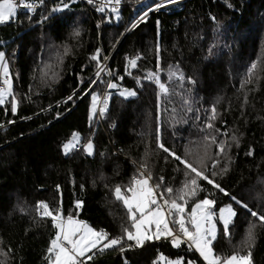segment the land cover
Here are the masks:
<instances>
[{
    "label": "trees",
    "instance_id": "1",
    "mask_svg": "<svg viewBox=\"0 0 264 264\" xmlns=\"http://www.w3.org/2000/svg\"><path fill=\"white\" fill-rule=\"evenodd\" d=\"M136 1L121 0L114 18L108 6L96 13L77 2L41 0L35 14L16 13L0 23V49L15 68L12 94L0 105V264L48 263L57 229L38 211L40 202L54 215L103 230L109 239L124 237L112 248L86 253L84 264H161V255L207 264L188 243L173 246L171 237L142 246L127 240L124 229L132 230V221L115 188L132 186L141 172L169 201L197 179V195L185 196L186 204L177 199L185 209L209 198L214 211L229 204L236 212L230 236L218 223L214 253L228 257L250 250L252 264H264V223L249 211L264 215V0H181L150 11L120 37L110 58L111 84L136 94L122 96L120 87H108L106 103L100 107L98 100L93 114L91 95L99 98L103 86L88 80L98 60L92 54L100 45L111 50L140 8ZM125 56L135 58L136 67ZM153 73L156 81L145 78ZM74 130L80 144L63 152ZM88 141L91 155L84 150ZM250 224L256 225L254 241L246 244Z\"/></svg>",
    "mask_w": 264,
    "mask_h": 264
},
{
    "label": "snow or ice",
    "instance_id": "2",
    "mask_svg": "<svg viewBox=\"0 0 264 264\" xmlns=\"http://www.w3.org/2000/svg\"><path fill=\"white\" fill-rule=\"evenodd\" d=\"M91 3L92 0H89ZM108 3H112L113 0H107ZM115 4H120L121 0H114ZM178 0H166L167 4H175ZM165 3H157L155 8H149V11H156L164 7ZM18 7L31 8V5L26 2V0H2L0 2V23H7L10 19L15 18L18 11ZM64 7H68L67 4ZM99 11L103 12L104 7H100ZM114 12L117 9H112ZM148 13L145 12L144 16L140 18L143 21L147 17ZM136 25H133L135 27ZM79 35V33H77ZM100 50L97 49L96 55L92 57L93 60L99 58ZM0 61H4V53L0 52ZM131 67H136V60H130ZM256 68V65H252V70ZM3 70L5 76L8 74L7 64H3ZM103 71V69H101ZM127 71V70H126ZM100 73L97 72V76ZM155 73L147 77L148 79L154 78ZM123 79V77H121ZM6 87L0 88V105L5 104L6 97L12 94V85L9 79L3 81ZM95 83V81H93ZM109 88H116V84H108ZM163 87V86H162ZM136 93L134 91H122L120 95L122 96H134ZM69 100L72 97L68 98ZM99 98L93 96V114H95V105ZM107 98L105 99L106 103ZM18 101H16L15 96H12L11 111L13 114L17 112ZM105 109H101L103 113ZM213 118H215V108H213ZM12 123V121H9ZM212 127L211 124L207 125ZM3 125H0L2 128ZM213 142L215 138L213 137ZM235 139V137H233ZM80 134L73 133L72 139L64 145V150L66 153L70 152L74 148L79 146ZM159 147L164 151L168 152L169 149L165 148L164 144H159ZM220 151H224V145H219ZM84 150L88 152L89 155L92 154L93 145L89 141L84 145ZM176 159L180 160L179 156L175 153H171ZM182 163L194 173L196 177H200L207 181L209 184H213L215 188L219 189L221 192L224 191L220 184L214 182L210 179L208 175L204 172L198 171L196 167L187 161L181 160ZM223 171H227L224 169ZM213 177L216 175L215 172L211 174ZM141 178L134 177L132 181V186L123 190L120 186L115 188V194L117 199L123 200L124 205L129 213V219L132 221V228L135 231H131L127 228L124 229L125 236L127 240L134 241L135 246H142L145 240L160 239L161 237H171L172 244L175 247H179L181 243L190 242V247L194 246L195 249L200 253L207 264H252L251 262V251L249 250L247 255H239L235 253L228 257H221L216 255L213 251V242L217 239V228L216 224L213 222V218L216 213L213 211L215 201L212 199L205 198L195 203L192 207V211L189 214V220L194 231H190L186 224L183 213L185 212L184 204L178 203L177 199L187 203L185 196L189 198L195 197L197 195V189L199 185L197 179L193 178L190 181L191 188L189 190V184H185L184 188L180 190V194L177 199L169 201L168 199H163L164 193L157 194L156 189L160 185H156L155 188L149 186L150 175L147 178H143V172L140 173ZM163 178H161L162 180ZM124 191L131 193L129 196L124 195ZM168 194H172L173 189L167 188L165 190ZM159 195L160 199L157 198ZM235 200V197H232ZM162 200V203H161ZM81 202H77V207H80ZM154 206V207H153ZM244 208H248L246 204L243 205ZM38 211L42 216L51 217L54 226L58 229L56 236L51 240V246L48 248V252L51 254L48 257L49 264H84L81 257H85L86 253L91 252L93 249H98L103 251L113 246L119 245L124 237L109 239L107 233L103 230L97 232L93 228L89 227L83 221H77L71 215L65 220L62 217V213L57 212L55 215L53 211L49 209L48 205L44 202H40L37 206ZM167 209V212L165 211ZM42 210V211H41ZM251 216L257 217L261 223H264V215H260L258 212L251 211L249 209ZM179 214V219L173 218L171 223L179 226V233L173 232L172 228L169 226L168 216H172L173 213ZM139 214V218L137 217ZM236 216V212L233 211L232 206L228 205L224 208L219 209V220L223 224V232L226 236H230L229 231L230 225L232 224L233 218ZM153 225L155 226V231H152ZM207 225V227H205ZM256 225L250 224L245 243L254 241V229ZM151 233V234H149ZM182 237L184 239H182ZM102 241H106L102 244ZM124 249L121 248V251ZM86 259L91 260L92 256H87ZM160 260H165L161 255ZM167 264H182L181 261H168ZM192 264V262H189Z\"/></svg>",
    "mask_w": 264,
    "mask_h": 264
},
{
    "label": "rangeland",
    "instance_id": "3",
    "mask_svg": "<svg viewBox=\"0 0 264 264\" xmlns=\"http://www.w3.org/2000/svg\"><path fill=\"white\" fill-rule=\"evenodd\" d=\"M141 1L142 2H144V1H146V2H149L150 0H137L135 3H137V5L139 6L140 4L139 3H141ZM0 2H2V0H0ZM141 4H143V3H141ZM100 8V7H99ZM137 8L138 7H135L134 8V11L136 10V12L137 11H139V10H137ZM118 11H113V13H112V17H114V18H116V13H117ZM135 12H132V14H131V16L134 14ZM132 18V17H131ZM131 18L128 20V22L127 23H130L129 21H131ZM126 23V24H127ZM126 24H125V26H126ZM124 27V26H123ZM120 39V36L118 37V39L115 41V43H113V46L110 48V49H112V48H114V47H116V43H117V41H120L119 40ZM259 46V45H258ZM97 49H99L100 50V54H99V58H98V60H97V62H95V67H94V69L92 70V74L88 77V80L90 81L91 80V84H92V86H94L97 82L98 83H100V86L102 87L103 86V89H102V91L106 88V86H107V88H108V84H110V83H112V82H114L115 81V72H113L111 69H109L110 71H112L114 74L110 77V79H108V74H110V72H108L107 71V69L105 68H102V66L100 65V63L102 62H105V58H107L106 56H107V53L106 52H104L103 51V49H102V47H101V45L100 46H98L97 47ZM97 49H96V52L94 53V54H92V55H96V53H97ZM116 50L117 49H114L113 50V53H115L116 52ZM0 52H3L4 53V50L3 49H0ZM14 53H15V51L11 54V58H14V56H16V55H14ZM112 53V54H113ZM105 56V57H104ZM4 58H5V53H4ZM4 63H6L7 64V67H8V74H7V77L5 76V74H4V70H3V64ZM12 69V70H11ZM101 69H103V71L101 70ZM15 70V68H14V65H13V62H11V63H9V61H7V62H4V61H0V75H1V77L2 78H5V79H9L10 81H11V71H14ZM97 72H99L100 73V75L99 76H97ZM145 78H147V77H145ZM155 78V81L157 80V77L155 76L154 77ZM4 79V80H5ZM3 80V81H4ZM93 81H95V83H93ZM98 86V85H97ZM4 87H6L5 85H4ZM3 87V88H4ZM120 89H122L121 90V92L122 91H125V90H127V91H132V90H130V89H126V86H121L120 87ZM101 91V92H102ZM102 94V93H101ZM108 94V93H107ZM106 94V95H107ZM97 96L98 94L96 93V92H94L92 95H91V100H92V109H93V96ZM9 96L10 95H8L7 97H6V99H8L9 98ZM98 97V96H97ZM104 99H105V97H104ZM98 101V100H97ZM100 107H103L102 105H100ZM100 107H98V108H100ZM95 108H97V102H96V105H95ZM97 108V109H98ZM92 109H91V112L93 113V111H92ZM98 117H100L101 118V114H98ZM73 133H78L77 132V130H74L73 131ZM72 133V134H73ZM72 134H71V136H69L68 137V139H67V141H65V143L63 144V150H64V145L66 144V143H68L71 139H72ZM89 142V141H88ZM88 142H86V143H84V145H86ZM79 144H80V142H79ZM93 145V144H92ZM63 152H65V150L63 151ZM87 152V151H86ZM141 178V177H140ZM149 186H151V187H154L155 188V183L151 180V182L149 181ZM156 192H157V194H159L158 193V191H157V189H156ZM125 195V194H124ZM129 195H131V193H128V195H125V196H129ZM157 198L158 199H160V197H159V195L157 196ZM209 199V198H208ZM200 201V200H199ZM199 201H196L195 203H197V202H199ZM161 203H162V200H161ZM194 203V204H195ZM194 204H193V206H194ZM229 204H222V206H220V208H224V207H226V206H228ZM154 207V206H153ZM184 208H186L185 206H184ZM219 208V209H220ZM219 209L217 210V211H214L215 213H216V216L213 218V222L216 224V228H218V223H222L220 220H219ZM233 209V208H232ZM165 211L167 212V209H165ZM191 211H192V208L188 211L187 209H185V212L183 213V215H184V218H185V221H186V224H187V226L189 227V230L190 231H194V229L192 228V226H191V224H190V220H189V214L191 213ZM233 211H235L234 209H233ZM137 217L139 218V214H137ZM74 219H76L77 221H80L77 217H73ZM173 218H175V219H179V214H176L175 212L173 213V215L172 216H168V220H169V226L172 228V230H173V232H177L178 233V231H179V226L178 225H175V224H172L171 223V221H172V219ZM65 220H67V219H65ZM89 227H91V228H93L89 223H87V222H85ZM205 227H207V225H205ZM57 229V228H56ZM57 231H58V229H57ZM131 231H135L134 229H132ZM152 231H155V226L153 225V227H152ZM149 234H151V233H149ZM130 241V240H129ZM130 243V242H129ZM128 243V244H129ZM190 247V246H189ZM192 249H195V247L194 246H192L191 247ZM196 250V249H195ZM197 251V250H196ZM198 252V251H197ZM198 254H199V256L201 257V259L202 260H204L203 259V257L200 255V253L198 252ZM82 258V257H81ZM177 260H179V261H181L182 262V264H184L183 263V261H182V259H180V258H176V257H174V258H167V259H165V260H160L161 261V264H167V262L168 261H177ZM204 262H206L207 263V261H205L204 260ZM47 264H49V261H48V263Z\"/></svg>",
    "mask_w": 264,
    "mask_h": 264
},
{
    "label": "built area",
    "instance_id": "4",
    "mask_svg": "<svg viewBox=\"0 0 264 264\" xmlns=\"http://www.w3.org/2000/svg\"><path fill=\"white\" fill-rule=\"evenodd\" d=\"M39 1H41V0H26V2L31 5V8L18 7L17 13L18 14L29 13V14H32V15L35 14V11L38 8H40L39 7V5H40ZM180 1L181 0H178V2H180ZM58 2H60V3H62V2L76 3L77 2V3L85 6L87 9L92 10V11H94L96 13L98 12L99 7H102V6L103 7L108 6V7H111L112 9L113 8L118 9L120 7V5H121V4H115L114 0H113L112 3H108L107 0H92L91 3L89 2V0H58ZM141 3H143V4H140V8L138 9L139 11H137V12L133 11L135 13L131 16L132 18H131V21H129L130 23H127L126 26L123 27V29H122L123 32L121 33L120 37L124 36L127 32L129 33L131 31L133 25L139 24V22L141 21L140 18L142 16H144V13L145 12H147V13L150 12L149 8H155V5L157 3H165V5H171V4H167L166 0H150L149 2H146V1L142 2L141 1ZM117 43H118V41H117ZM117 43L115 44L116 47L112 48L107 53V56H106L107 58H105V62H103V63L101 62L100 63L102 68H104V69L106 68L107 71L110 72V74H108V79H110V77L114 74L113 72L115 71V70H112L113 71L112 72V71L109 70V67H110L109 64H110V60H111L110 58L112 56L113 50L117 49ZM14 55H17V50L15 51ZM125 58H126L127 63H128L130 61V59L128 57H126V56H125ZM7 61H9V57L7 55H5L4 62H7ZM117 76H118V78H120L119 75H117ZM4 79L5 78H2L1 75H0V88L4 87V83H3ZM121 86H123V85H120V86L117 85V87H121ZM106 94H107V86L102 91V94L99 96V99H98L99 100V105H103L104 106L105 99L108 97V94L107 95ZM104 97H105V99H104ZM176 234H180L179 231H178V233L176 232ZM180 235L182 236V234H180ZM188 244L190 246L189 242H188ZM80 259L82 260L83 258H80Z\"/></svg>",
    "mask_w": 264,
    "mask_h": 264
},
{
    "label": "water",
    "instance_id": "5",
    "mask_svg": "<svg viewBox=\"0 0 264 264\" xmlns=\"http://www.w3.org/2000/svg\"><path fill=\"white\" fill-rule=\"evenodd\" d=\"M133 59H135V58H133ZM133 59H132V60H133ZM135 60H136V59H135ZM130 67H131V65H130Z\"/></svg>",
    "mask_w": 264,
    "mask_h": 264
}]
</instances>
